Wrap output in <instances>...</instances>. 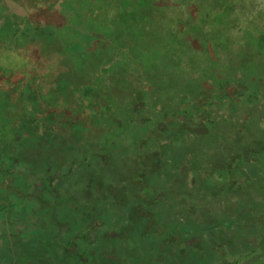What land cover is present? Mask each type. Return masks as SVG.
<instances>
[{"label": "rangeland", "instance_id": "obj_1", "mask_svg": "<svg viewBox=\"0 0 264 264\" xmlns=\"http://www.w3.org/2000/svg\"><path fill=\"white\" fill-rule=\"evenodd\" d=\"M180 1L160 2L171 17ZM249 13L215 32L219 59L188 57L184 45L171 43L158 63L142 59L153 71L151 86L134 75L147 88L144 99L132 95L138 83L123 66L131 57L110 49L119 32L108 35L110 45L104 37L89 49L78 38L101 40L95 23H62L66 53L52 63L63 58L65 68L54 88L20 90L36 100L44 95L60 112H74L70 98L85 110L109 106L86 125L46 115L28 135L19 91L0 86V264H264V177L252 176L264 167V38L256 40L264 32ZM19 16L0 0L4 70L14 66L6 37L14 48L23 44ZM87 26L91 34L82 33ZM81 48L86 72L73 73L70 59ZM30 100L20 106L27 116L35 109ZM131 108L129 120L116 114ZM261 135L262 148L251 142ZM243 152L250 159L241 161ZM243 200L253 205L247 219Z\"/></svg>", "mask_w": 264, "mask_h": 264}, {"label": "trees", "instance_id": "obj_2", "mask_svg": "<svg viewBox=\"0 0 264 264\" xmlns=\"http://www.w3.org/2000/svg\"><path fill=\"white\" fill-rule=\"evenodd\" d=\"M160 1L164 0H6V7L17 11L20 14L17 21L24 22L26 27L22 28L23 44L20 45L19 49L12 47L6 37V46H9L6 49V56H12L16 67L10 64L9 66L6 65V70L0 68V86L6 87V90L19 91V93L14 92V94L17 93L18 96L16 104L19 105L18 110L21 115L22 124L20 125L28 122L25 124L29 127L26 133L28 135L35 134L41 128L39 123L42 118L46 115L56 116L60 112L58 108L50 106V101L44 95L36 100L32 95H27L20 89L24 87L27 91L34 90L43 93L45 89L54 88L59 73H62L65 68L63 58L55 64L52 63L55 56H62L66 53V49L63 47V39L58 34L63 22L70 21L78 26H84L91 20L97 25L95 33H97V37H102L101 40L92 39L89 41L82 37L78 38L80 39L78 42L85 43L84 45L89 49L94 43L101 44L104 37L107 38L106 43L110 45L108 35L111 34L112 36V34L119 32L118 43L113 46L110 45V49L116 48L117 53L121 52L122 55L130 56L129 63L123 66L126 70L129 69L127 71L133 80L137 79L135 78L136 75L141 74L143 81H148L150 86L153 71L141 66L140 63L142 59L149 60L152 64L154 61L150 59H154L158 63V59L160 60L161 57H168L166 54L161 53L165 51L169 43L177 47L184 45L188 57L200 59V54L204 52L207 54L208 59L210 57L213 60L219 59L218 56L214 55V48H220L214 45L215 32L217 33L216 36H221L220 26L224 25V27L229 28L230 20H242L244 15L251 12L249 13L250 18H252L250 20H255L258 28L264 32V0H181L178 3L181 6V12L171 17H168L165 13L166 3ZM59 14L61 17H59ZM29 31L31 34H29ZM198 31L205 34L208 46L202 45V41L198 36L201 33H198ZM88 32V26L83 28L82 33L87 34ZM256 37V40L263 39L264 33L261 32ZM221 40H226L225 36ZM132 49H135L136 52ZM203 49L204 51H202ZM82 50L84 48L80 49V55L77 54L78 57L70 59L73 73L86 72V69H84L85 63L81 61V56H84ZM125 63V60H123V64ZM139 79L135 81L138 84L133 87L135 89L132 90V95L135 94L136 99L140 97L144 99L146 92L143 91L147 88L143 86L142 81ZM122 95L124 96H117L116 98V104L119 106L120 104L123 106L124 97H126L125 93ZM25 99L34 101L35 109L32 110V116L24 115L25 112L23 113L20 109ZM70 101L74 105V112L61 110L60 114H65L71 120L78 121L83 125L95 121L101 115L104 116V110L107 111L106 109L109 106V102H107L96 104L85 110L78 98H70ZM128 112L127 115L116 114L121 120H129L136 116L134 108H131ZM107 119L109 122L114 120L112 113L108 115ZM49 125L43 126L52 130ZM116 125V123H113L110 127L115 128ZM260 126L262 132L264 124H260ZM16 128L17 126H15ZM112 128L108 127L106 133ZM23 137L19 133L17 141ZM253 141L251 140L253 145L256 144L261 147L262 135L255 137ZM261 148H259L260 151H262ZM244 154V157L240 156L241 161L244 158L250 159L249 153ZM232 155L234 154L226 156ZM224 156L221 155L216 159L217 162L223 160ZM261 158L264 159L263 154H261ZM260 165L258 168L261 167ZM224 167L227 169V166ZM252 176H255V180L264 177V167L253 172ZM244 202L243 200L241 204L238 203V207L240 214L244 213L241 217L247 219L248 210L253 205Z\"/></svg>", "mask_w": 264, "mask_h": 264}]
</instances>
